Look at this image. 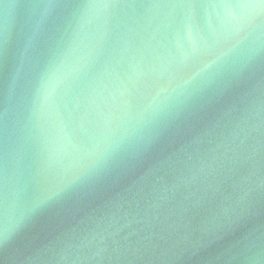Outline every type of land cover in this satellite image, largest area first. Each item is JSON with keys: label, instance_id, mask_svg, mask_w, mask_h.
Segmentation results:
<instances>
[{"label": "water", "instance_id": "water-1", "mask_svg": "<svg viewBox=\"0 0 264 264\" xmlns=\"http://www.w3.org/2000/svg\"><path fill=\"white\" fill-rule=\"evenodd\" d=\"M0 264H264V0H0Z\"/></svg>", "mask_w": 264, "mask_h": 264}]
</instances>
